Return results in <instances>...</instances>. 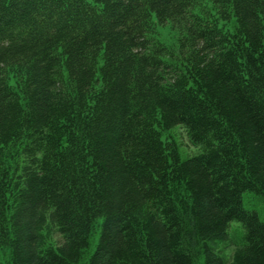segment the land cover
I'll use <instances>...</instances> for the list:
<instances>
[{
  "label": "trees",
  "instance_id": "obj_1",
  "mask_svg": "<svg viewBox=\"0 0 264 264\" xmlns=\"http://www.w3.org/2000/svg\"><path fill=\"white\" fill-rule=\"evenodd\" d=\"M244 192L264 197V0H0V264H80L94 235L81 264H264Z\"/></svg>",
  "mask_w": 264,
  "mask_h": 264
},
{
  "label": "rangeland",
  "instance_id": "obj_2",
  "mask_svg": "<svg viewBox=\"0 0 264 264\" xmlns=\"http://www.w3.org/2000/svg\"><path fill=\"white\" fill-rule=\"evenodd\" d=\"M157 32L160 33L159 37L164 40L171 38L168 27H166L163 30L158 29ZM166 44L171 45L172 40ZM166 137L169 139H172L176 143V145L179 148V153H180L182 160H185L191 157L192 155L196 154L197 150L189 146L185 133L180 127H175L168 133L166 132L162 133V139H165ZM242 205L245 210L255 212L259 220L264 222V197L263 196L252 193V192H244L242 194ZM234 225H239V232H237V230L233 227ZM242 235H243V230L240 224L237 222H232L230 224V229H229V241L228 243L226 242L223 243L225 244V247H226L224 248V251L222 254L224 259L230 256V254L232 253L234 249L233 244H238L241 241ZM56 239L57 238H55V240ZM96 243H97V235H94L90 239V244H89L88 249H86L85 252L83 253V258L80 260V264L84 260H86L89 257V255L93 252V250L95 249ZM223 244L222 245L217 244V245L218 247L223 248L222 247ZM8 259H9V252L6 249H0V262L6 263ZM197 264H201V262L199 261Z\"/></svg>",
  "mask_w": 264,
  "mask_h": 264
},
{
  "label": "clouds",
  "instance_id": "obj_3",
  "mask_svg": "<svg viewBox=\"0 0 264 264\" xmlns=\"http://www.w3.org/2000/svg\"><path fill=\"white\" fill-rule=\"evenodd\" d=\"M233 227L239 232V225H234Z\"/></svg>",
  "mask_w": 264,
  "mask_h": 264
}]
</instances>
